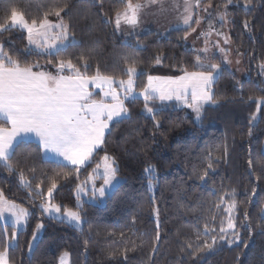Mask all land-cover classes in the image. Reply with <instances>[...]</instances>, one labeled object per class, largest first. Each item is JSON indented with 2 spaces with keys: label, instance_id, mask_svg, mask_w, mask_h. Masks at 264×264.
<instances>
[{
  "label": "trees",
  "instance_id": "trees-1",
  "mask_svg": "<svg viewBox=\"0 0 264 264\" xmlns=\"http://www.w3.org/2000/svg\"><path fill=\"white\" fill-rule=\"evenodd\" d=\"M138 1L142 0L132 3ZM127 2L0 0V23L12 9L29 22L39 23L47 14L48 20L60 19L68 25L75 40L59 55L41 54L28 47L23 29L11 27L0 31V42L4 52L35 70L53 71L60 60H71L89 77L99 71L125 80V70L134 62L137 91L143 90L149 75L172 77L185 70H200L186 38L191 27L174 29L166 36L148 32L123 39L113 18ZM204 3L213 4L205 18L210 27L222 25L215 15L225 8L234 51L243 53L252 77L240 80L231 69L223 68L211 86L215 103L205 104L197 120L175 102L150 101L157 110L153 118L144 109V99L127 100L131 118L109 126L105 142L79 172L75 166L60 162L66 166L57 167L56 161L45 159L39 143L20 142L10 161L13 170L0 162V192L31 213L27 228L18 231L16 244L8 248L11 264H59L65 251L70 264H264V104L258 112L256 103L264 97V70L260 69V63L264 64V0H251L247 8L245 0ZM106 154L115 161L123 181L107 194L103 205L84 202L78 209V185ZM149 166H154L153 175L147 171ZM53 179L58 186L52 202L63 210H80L82 228L43 213L39 205ZM150 180L155 181L154 193ZM232 200L240 237L236 243H229L234 239L231 233L224 240L219 238L220 228L227 225L225 209ZM40 223L43 233L29 252ZM15 230L0 222V251L7 248ZM212 235L216 243L211 249L204 248L205 241L212 242Z\"/></svg>",
  "mask_w": 264,
  "mask_h": 264
},
{
  "label": "snow or ice",
  "instance_id": "snow-or-ice-1",
  "mask_svg": "<svg viewBox=\"0 0 264 264\" xmlns=\"http://www.w3.org/2000/svg\"><path fill=\"white\" fill-rule=\"evenodd\" d=\"M147 2L155 4L158 0H147ZM232 2L233 0H228V3ZM250 3L251 0H245V8ZM197 6H199V0H197ZM141 7V4H133L132 0H128L126 10L123 13H117L115 21L117 29L120 27L121 20L128 25H137ZM192 7L190 0H184V13L186 15H183L182 21L185 26H189L192 20ZM60 11L55 12L57 17H60ZM220 16L221 19H224L225 13H221ZM199 22V20L196 21L197 24ZM247 26L248 23L245 21V27ZM11 27L26 30L30 45H35L37 48L54 49V52H49L50 55H59L64 50L65 41L70 39L74 41V37L69 35V26L62 21L53 24L48 20L47 14L39 23L35 19L29 22L23 13L12 9L5 22L0 23V30H8ZM51 29H58L59 31L50 36ZM56 41H60V43L57 44ZM126 46H128L127 42ZM202 51L206 54L208 49L205 48ZM124 59L127 60L128 57L125 56ZM204 59H207L206 55ZM156 62H160L159 57H157ZM196 64L197 67L205 70L195 72L185 70L183 75L175 78L149 75L142 92L136 94L134 77L138 73L134 62L125 70L128 79L119 80L117 85L114 77L101 75L99 71L90 77L82 74L80 68L76 67L71 60H60L57 67L60 72L67 68L74 73L73 75L54 76L44 72H34L33 66H22L19 60L13 59L7 52H4L3 46L0 45V119L4 122L0 124V162L9 171H12L13 165L10 161L20 141L26 139L29 134H35L39 138L40 147L46 155L50 153L56 158L62 157L63 161L75 166V171L79 172L80 166L88 163L92 159L94 151L105 142V131L109 129L110 122L122 118H131L125 101H134L137 95L143 96L144 109L147 113L153 114V118H155L157 110L150 106V101L158 99L164 102L175 99L192 108L197 114V119H199L203 105L209 102L215 103L211 86L215 80V75L220 71V65L216 63L204 64L199 54L196 57ZM84 68L86 71L87 64L84 65ZM89 82L95 84V87L101 88L103 96L108 99H93L92 93L88 90ZM109 100L110 102H108ZM256 103L259 112L261 105L264 104V97L257 98ZM252 119L256 120L255 114ZM157 126H159L158 123ZM56 163L57 167L66 166L61 164L58 159ZM101 168H103L102 172L100 171ZM208 168H212L211 162L208 164ZM207 174L205 171L204 176ZM204 176H201L200 179L203 180ZM96 178L103 180L100 187L95 185L94 180ZM21 179L23 180L22 173ZM89 179L92 180L91 198L93 200L104 198L114 182L117 181L115 161L107 154L104 155L102 163L96 164V168ZM57 186V181L53 179L50 187L47 188V196L40 205L42 211L50 216L61 214L62 206L52 202L53 193ZM81 193L87 194L84 185H78V198ZM38 194L43 196V193ZM221 199L223 200V198ZM77 208L82 209V205L78 203ZM235 208L236 202L232 200L225 209L228 212L227 225L219 230L221 240L226 239L227 235L231 233L234 239L229 243H236L240 240L233 216ZM5 212L11 213L15 227L26 225L31 216L28 209L7 201L3 197V193L0 192V219L4 218ZM62 216L68 222H74L77 227L80 226L82 219L80 210L64 208ZM36 228L39 231L43 228V224H37ZM211 231L214 232L215 230ZM208 232L209 229L206 225L205 235ZM35 238L34 234L33 239L35 240ZM12 239H16L15 232L12 233ZM216 240L217 237L212 235V242L205 241L204 248L211 249ZM67 255V253L64 254V256ZM0 264H9L7 248L0 251ZM61 264H64L63 257Z\"/></svg>",
  "mask_w": 264,
  "mask_h": 264
},
{
  "label": "rangeland",
  "instance_id": "rangeland-1",
  "mask_svg": "<svg viewBox=\"0 0 264 264\" xmlns=\"http://www.w3.org/2000/svg\"><path fill=\"white\" fill-rule=\"evenodd\" d=\"M209 5H211V6L209 7ZM199 8H200V11H199V14H197L198 12L196 13V18L198 17L200 22H199V24H197V26H196V28L194 30L195 33L193 32L192 39L188 43V44L191 43L190 47L192 48V50L196 52V55L199 54L201 56L202 61H203L204 64L216 63V64L220 65V71L215 75V77L217 75H219V73L223 70V68L226 67L229 70L231 69L237 75V77H239L240 80L245 79V78H251L252 76L250 74V71L246 68V66L244 65V62H243V57H244L243 53L242 52L241 53H235V51H234L233 43L230 40V33H229V30H228V19H227V16H226L225 8H221V9L216 11L215 17L218 20V22H220L222 24L219 27H210V26L206 25V23H205V18L208 16L209 12L212 9H214L213 8V4L204 3V4H201ZM205 9H207V10H205ZM221 13H225L224 19H221V16H220ZM16 28H18V27H16ZM0 31H2V30H0ZM24 31L26 32V30H24ZM56 32L57 31L51 32V30H50L49 35L50 36L54 35ZM217 33H220V35H217ZM69 35H70V33H69ZM27 39H28V34H27ZM226 39H227V42H225ZM71 42H72L71 39L69 41H65L64 42V48ZM56 43L59 44L60 41H56ZM0 45L3 46V44L1 42H0ZM28 47L30 49L32 48L33 50L38 51L41 54L42 53H44V54L45 53H49L50 51H52V52L55 51L54 49L49 50V49H45V48H37L35 45H30L29 44V40H28ZM205 48L208 49L206 54L202 51ZM221 50H223V51H221ZM205 55L207 56V59H204ZM262 65H264V64L260 63V69L264 70V67H261ZM196 66H197V64H196ZM200 69H202V68H200ZM202 70H205V69H202ZM137 72H138V70H137ZM186 108L188 109V112L190 114H192L193 117L197 120L196 112H194L192 108H189V107H186ZM201 111H202V109H201ZM200 116H201V112H200ZM200 116H199V118H200ZM263 146H264V144H263ZM99 163H102V160ZM95 168H96V166L94 167V169ZM100 171L102 172L103 168H101ZM147 171H148L149 174L153 175L154 174V166H149ZM92 174H93V171L88 175L87 179L83 180V182H81L79 184V185H84L85 186V192L87 193V194L81 193L79 195L78 201H79L80 205H83L84 202H91L93 204L103 205L106 202L105 198H106L107 195L104 198L98 199V200H93L91 198L90 189H91V186H92V180H90L89 178L92 176ZM121 181H123V177L121 175L117 174V181L114 182V185L108 191V194H111L117 188L118 184ZM94 182H95L96 187H100L103 184V180L99 179V178H96L94 180ZM154 182H155L154 180H150V186L152 187V192L153 193H154V190H155V187H156L154 185ZM76 194H77V190H76ZM7 201L15 203L19 207L26 208L30 212V209L27 206L26 207L22 206L16 200H14V201L7 200ZM42 203L43 202H41L40 205ZM73 210H75V209H73ZM62 213H63V209H61V214H53L52 216H50L48 213H44V214H46V216L48 218L54 217V218H57V219H60V220L64 219L68 224H70L72 226L74 225L76 228L80 229V228L83 227L84 219H83L82 215H81L82 219H81L80 226L77 227L74 222L70 223V222H68V220L66 218H63ZM262 215L264 216V208L262 210ZM154 218H156L157 220L159 219L157 209L155 210ZM0 222L1 223H8V224H11L13 226V218L11 216V213L5 212L4 213V218L0 219ZM40 224H42V223H40ZM26 225H21L19 227H16V230H15L16 237H17L18 231L24 230V229L27 228ZM43 229H44V225H43L42 229H40L39 231L35 232L36 238L34 240L33 237H32V240H31V242L29 244V247H28L29 252H31L33 250L35 244L37 243V241L39 240L40 236L43 233ZM16 240H17V238L15 240L10 238V240L8 242L7 249L9 247L15 245L16 244ZM65 253H67L68 255L64 256ZM62 257L64 259V264H70V256H69V253L67 251L63 252V254L60 256L59 264H61V258ZM9 264H11V263L9 262Z\"/></svg>",
  "mask_w": 264,
  "mask_h": 264
},
{
  "label": "crops",
  "instance_id": "crops-1",
  "mask_svg": "<svg viewBox=\"0 0 264 264\" xmlns=\"http://www.w3.org/2000/svg\"><path fill=\"white\" fill-rule=\"evenodd\" d=\"M190 2L193 5V7H192L193 16H192V20L190 21V25L189 26L183 25V21H182L183 15H186V13H184V0H158V2L155 3V4L148 3L147 0L134 2L133 4L139 3V4L142 5L141 10L139 11V14H138V23H137V25H135V26L128 25L123 20H121L120 27H119V29H117L116 23H115L116 18H117V14L113 18V24H115V27H116V30H117L118 34L121 35L122 38L126 39V40L134 38L135 36H138V35L147 34L148 32H154L156 34L159 33L162 36H166V35H168L170 33V31H172L174 29H182V28H190L191 27L190 33L186 37L187 41L189 43V41H191V39H192L193 32H194V30H195V28L197 26L196 21L199 20L198 17L196 18V13L200 11L199 7L202 4L203 0H199V6H197V0H190ZM125 10H126V7L123 8L121 11H119V13H123ZM51 22L53 24H56V23H60L61 20L60 19L59 20H53ZM55 31H58V29H51V32H55ZM190 46H191V43H190ZM243 61H244V57H243ZM33 71L34 72H44L46 74H51V75H54V76L55 75L68 76V75H73L74 74V73L70 72L67 68H65L63 72H60V71H58V67H56L55 70H53V71H49V70H46V69H43V70H41V69H39V70L33 69ZM195 71H202V69L195 70ZM195 71H193V72H195ZM181 75H183V74H181ZM181 75H175V76H172V77L175 78V77H178V76H181ZM151 76L161 77V78L169 77V76H164V75H160V76L159 75H151ZM216 77H215V80H216ZM115 80L117 81V85H118V81L119 80L118 79H115ZM125 80H127V79H125ZM117 85H114V86H117ZM88 90L92 93V98L93 99H96V100H100V99H106L107 100L108 99V98H105L103 96L102 89L95 87V84H93L91 82H89ZM141 92H142V90L141 91H137L135 89V93L136 94H139ZM121 95L123 96V92L122 91H121ZM138 97L144 99L142 95H137V98ZM126 101H125V103H126ZM108 102H110V100ZM164 102H169V103L175 102L180 107H183V108L187 107L185 104H183V102L176 101L175 99H173L171 101H164ZM206 104H208V103H206ZM113 122H110V125ZM108 130L109 129H107L105 131V135L108 132ZM23 141H31V142L39 143V138L36 137L35 134H29L26 139L21 140L20 142H23ZM99 148L100 147H98L97 149H99ZM42 153H43L45 159L52 160V161H57V159H58L59 162L67 164L66 161H63L62 157L61 158H56V157L53 156V154H50V153L46 155L43 152V150H42ZM94 154L95 153H93V156H94ZM68 165H70V164H68ZM80 167H82V166H80Z\"/></svg>",
  "mask_w": 264,
  "mask_h": 264
}]
</instances>
